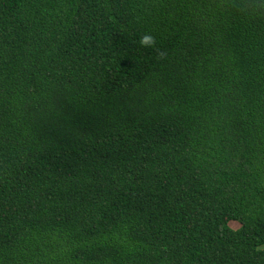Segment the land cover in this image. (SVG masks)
I'll use <instances>...</instances> for the list:
<instances>
[{
  "label": "trees",
  "instance_id": "16d2710c",
  "mask_svg": "<svg viewBox=\"0 0 264 264\" xmlns=\"http://www.w3.org/2000/svg\"><path fill=\"white\" fill-rule=\"evenodd\" d=\"M0 264H264V0H0Z\"/></svg>",
  "mask_w": 264,
  "mask_h": 264
},
{
  "label": "clouds",
  "instance_id": "9594fccd",
  "mask_svg": "<svg viewBox=\"0 0 264 264\" xmlns=\"http://www.w3.org/2000/svg\"><path fill=\"white\" fill-rule=\"evenodd\" d=\"M141 43L143 44H150L151 43V37L150 36H145L142 38Z\"/></svg>",
  "mask_w": 264,
  "mask_h": 264
},
{
  "label": "rangeland",
  "instance_id": "374dc122",
  "mask_svg": "<svg viewBox=\"0 0 264 264\" xmlns=\"http://www.w3.org/2000/svg\"><path fill=\"white\" fill-rule=\"evenodd\" d=\"M230 226H231L233 229L238 228V224L235 223V222H230Z\"/></svg>",
  "mask_w": 264,
  "mask_h": 264
}]
</instances>
